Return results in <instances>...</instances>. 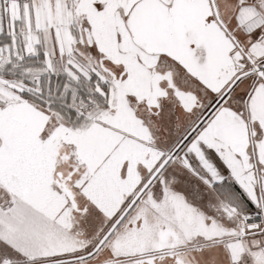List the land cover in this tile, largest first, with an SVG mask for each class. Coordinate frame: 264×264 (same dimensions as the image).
<instances>
[{"label":"snow or ice","instance_id":"obj_1","mask_svg":"<svg viewBox=\"0 0 264 264\" xmlns=\"http://www.w3.org/2000/svg\"><path fill=\"white\" fill-rule=\"evenodd\" d=\"M0 264H264V0H0Z\"/></svg>","mask_w":264,"mask_h":264}]
</instances>
